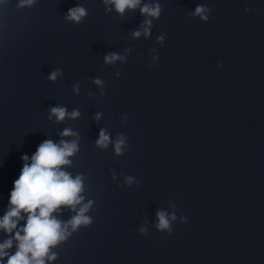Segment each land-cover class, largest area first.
Wrapping results in <instances>:
<instances>
[{"label": "clouds", "instance_id": "clouds-1", "mask_svg": "<svg viewBox=\"0 0 264 264\" xmlns=\"http://www.w3.org/2000/svg\"><path fill=\"white\" fill-rule=\"evenodd\" d=\"M34 0H23V4L31 5ZM106 11H116L121 17L126 11H135L139 8L140 14L145 17L140 29L132 32L134 38H139L142 34L145 38L150 35L152 20L158 19L161 14L159 3H145L144 0H103ZM111 6V7H109ZM211 11L203 5H197L195 11L190 15L199 16L202 21L208 20L207 12ZM247 11V9H246ZM87 9L77 4L66 13L65 19L80 24L87 16ZM164 37H157L158 42H163ZM126 58L117 53H108L104 57L105 64H114L116 61L123 62ZM62 70L57 68L48 74L50 81H56L62 75ZM93 83L103 87V81L94 79ZM74 91H79L78 86ZM50 116L56 117L57 122H62L66 116L75 119L80 113L73 109L71 113L63 106L50 107ZM100 118L97 113L96 119ZM62 136L74 135L71 129H65ZM125 138L118 136L114 143L115 153L122 154L125 145ZM110 143V137L105 130L101 129L99 138L96 141L98 147L106 148ZM78 151L76 141H66L61 139L58 143L52 140L41 142L37 150L31 157L23 155L21 159L24 164L20 175L14 181V188L10 193L9 204L5 214L0 217V231L8 235V238L0 243V264L3 258L8 257L7 264H46L47 260H54L55 254H51V249L70 235L68 228L75 231L81 225L91 223V218L86 215L92 206V202L82 203L84 191L82 177L73 178L70 173L64 170L71 161L69 157ZM125 182L131 185L133 177H126ZM79 211L69 221L63 222L54 213H58L61 208H70L73 211L77 206ZM159 230L170 229V222L176 219L175 214L161 210L157 212ZM24 220L22 227L18 228L20 221ZM146 228H141L142 234L146 233ZM14 233V235H13ZM15 241L16 251L9 255L8 249L13 247Z\"/></svg>", "mask_w": 264, "mask_h": 264}]
</instances>
